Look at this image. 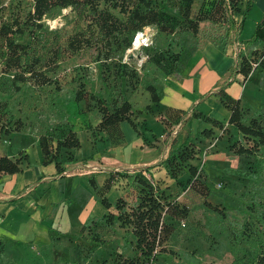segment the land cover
<instances>
[{
    "label": "rangeland",
    "instance_id": "374dc122",
    "mask_svg": "<svg viewBox=\"0 0 264 264\" xmlns=\"http://www.w3.org/2000/svg\"><path fill=\"white\" fill-rule=\"evenodd\" d=\"M155 1L160 2L168 14L181 20V0ZM202 1L204 0H196L194 8L199 7ZM249 10L246 18L244 17L246 26L242 33L240 32L242 37L246 36L247 28L253 27L256 19L260 22L263 17V12L258 14V11H252L248 14ZM112 11L122 17L117 9ZM5 14H15V4ZM46 24L49 30L43 40L44 48L41 50L39 46L36 47L47 58L51 55L52 48L59 46V57L55 65L53 61H49L48 68L53 69H46V74L56 81L60 89L57 90L54 84H23L21 91L16 93L10 82V74L0 75V100L8 104L7 108L0 110V142L5 135L3 130L14 126L16 118L22 120L21 129L24 132L32 133L37 138L42 133L58 136L69 124L66 106L81 85L82 90L97 94L108 106L124 98L131 100L134 110H140L134 115L135 121H139L142 118L141 113L144 116L154 114L152 110L145 109L147 92L144 85L181 72V69L177 70L181 62L173 65L171 54L178 53L186 60L208 41H217L220 46L227 42L226 50L230 42L238 39V30L227 31L225 23L203 20L199 23L195 35L186 30L183 24L175 25L174 32L170 34L158 31L154 25H148L150 31L154 32L148 48L127 51V48L120 50L112 46L111 50H108L100 45L96 34L90 35L86 29V19L71 7L62 8L54 18H47ZM81 30L85 32L83 38H88V43L84 42L80 48L70 46L68 42L71 36ZM249 38H243L242 41ZM21 41L28 42L29 38L23 35ZM229 48L231 49V44ZM255 51L264 52V46L259 49L245 48L244 55L253 56ZM233 58L235 63V57ZM238 59L240 60V57ZM119 60L126 64V76L119 77L115 73L122 64ZM256 69L264 71L261 67ZM259 71L253 74L245 89L242 106L248 109L246 117L258 119L264 128V76ZM80 104L83 117H78L77 122L71 125L81 132L85 152L87 142L84 135L86 132L91 135L98 114L94 108L86 109L83 102ZM204 125L207 124L195 119H184L177 126L164 128L159 138L155 135L151 138L160 142L161 152L165 156L170 151H176L182 141H193L196 144V156L188 162L196 166L201 181L210 188V194L206 198L189 186L186 168L178 172V181L169 177L163 170L158 173L145 168L134 173L119 171L122 173L121 177H131L130 188L127 189L129 204L134 205L138 198L139 185L136 178L144 177L153 182L156 193L160 194L162 200L176 202L188 208L185 217H165L167 222L173 224L174 230L169 238L162 242L161 246L165 251L153 264H231L233 259L239 264H249L248 260L253 255L249 245L244 242L236 248L231 245L229 228L231 223L243 222L251 210L258 211L260 203L264 202V159L232 153L229 145L236 138H241V135L230 125L225 124L224 128L214 127V135L209 139L197 135V131ZM105 134L96 132L95 139L101 138L100 141H103ZM108 138V145L120 143L119 137L114 134ZM13 140L15 142V138ZM150 144L156 145L154 142ZM204 200L217 205L221 214L216 215L204 206ZM51 249L53 253L61 248L54 245ZM69 249L70 255L63 257L60 264H118L119 258L137 254L129 229L120 226L117 221L110 224L99 221L93 230L81 232ZM171 250L174 255L170 254ZM34 264L42 263L34 261Z\"/></svg>",
    "mask_w": 264,
    "mask_h": 264
},
{
    "label": "trees",
    "instance_id": "16d2710c",
    "mask_svg": "<svg viewBox=\"0 0 264 264\" xmlns=\"http://www.w3.org/2000/svg\"><path fill=\"white\" fill-rule=\"evenodd\" d=\"M193 2L194 0H181V20H179L168 14L161 3L155 0H0V75L10 74V82L16 93L21 91L23 84L38 86L54 84L57 90L60 89L56 81L46 74V69H53L48 68L49 61H53L55 65L59 57V46L52 48L51 55L46 58L42 51L37 50L36 45L41 50L44 48L43 40L49 30L46 19L54 18L62 8L71 7L82 18H85L86 29L90 35L96 34L101 46L108 50H111L112 46L123 50L130 47L135 32L148 25H154L158 31L170 34L174 32L175 25L183 24L186 30L195 35L198 32L199 23L208 20L225 23L227 31H235L241 27L243 18L253 0H204L196 9L193 8ZM243 3L244 7L241 8ZM14 4L15 14H5ZM25 5L28 6L23 7ZM112 9H117L122 17L114 13ZM238 13H241V20L236 24L234 16ZM23 35H27L28 42L21 41ZM84 35L85 32L82 30L76 32L71 36L68 44L80 48L84 42L88 43V38H83ZM254 42H264V18L257 24L249 40L243 41L244 44ZM215 43L219 45L217 41ZM226 45L227 42L220 46L221 50L224 51ZM239 57L237 71L243 75L244 79L258 67L264 70V52L255 51L253 56L240 54ZM259 58L257 66L252 67L251 62ZM179 61L181 68L177 70L182 69L186 60L178 53L171 54L173 65ZM120 63L122 64L118 66L115 73L123 77L127 75L124 68L126 64L122 60ZM82 87L81 85L75 90L73 100L83 102L86 109L92 107L96 110L99 119L94 130L90 132L91 136L95 138L96 132H103L106 134L102 140H107L110 135L114 134L119 137L118 140L121 143L123 135L120 124L123 121L128 122L138 134L141 133L134 119V115L140 110L135 111L129 99L124 98L108 106L100 96L82 90ZM144 88L149 94V102L145 105L146 111H149L152 110V105L159 102L160 94L154 82L146 83ZM217 96L221 105L229 110L227 125L233 127L241 135V138H236L231 142L230 151L237 155L264 159V128L259 120L248 119L246 117L248 109L243 108L241 100L231 98L222 88L217 91ZM7 106L6 101L0 100V110ZM183 114L181 110L165 108L158 112L157 117L166 129L178 123ZM205 119L211 123V126L197 131V135L202 138H212L214 127H226L214 118L205 117ZM22 126V120L16 118L14 126L5 128L3 133L8 135L13 131H19ZM38 142L43 162H53L58 172L63 170L65 162L74 160L72 152L81 145L77 132L70 123L58 136L39 134ZM196 151V144L193 141H182L176 151H170L167 154L162 164L167 175L175 181H178V172L186 168L189 186L206 198L210 194V188L201 181L196 166L188 162L195 158ZM27 157V153L22 152H19L15 158L0 155V176L20 171L21 163L27 161ZM121 175L122 173L118 171L112 172L105 181L103 191L109 188L110 181L112 183ZM136 179L139 194L134 205L129 204L120 196L111 202L103 193L100 194V202L106 208L113 205L116 212H107L98 219L108 224L117 221L120 226L129 229L134 239V249L137 254L132 257L119 258L118 264H153L154 260L165 251L161 246L162 242L167 240L174 230L173 224L167 222L165 217L182 218L188 213L186 206L162 200L159 197L160 194L156 193L153 182L144 177ZM203 205L216 215L221 214L217 205L207 200H204ZM96 226L97 220L88 218L81 229L91 231ZM229 238L234 248L241 246L242 242L249 245L253 253L248 260L249 264H264V202L260 203L258 211L251 210L243 222L230 224ZM170 254L174 255V251L171 250ZM231 264L239 263L233 259Z\"/></svg>",
    "mask_w": 264,
    "mask_h": 264
},
{
    "label": "crops",
    "instance_id": "0c3cea01",
    "mask_svg": "<svg viewBox=\"0 0 264 264\" xmlns=\"http://www.w3.org/2000/svg\"><path fill=\"white\" fill-rule=\"evenodd\" d=\"M252 11L263 12V19L264 0H253L248 14ZM234 17L238 24L241 13ZM245 18L237 29L240 41L248 39L259 22L256 19L253 27L247 28L246 36L242 37L240 32L246 26ZM245 45L247 49H259L264 42ZM232 56L229 47L223 51L212 41L198 47L187 57L179 74L167 75L154 82L160 100L151 106L154 114L144 116L141 113L140 122L136 120L140 134L128 122H121L123 138L119 144L108 145L106 140L100 141L86 132L87 148L83 152L81 132L73 125L81 145L73 150L74 160L65 162L61 172L57 171L53 162H43L38 138L34 134L21 129L4 135L0 142V155L15 158L22 152L28 157L21 163L20 171L0 176V264H34V261L60 264L63 257L70 255L69 247L83 232L81 228L88 218H94L99 223L98 218L103 214L116 212L113 205L106 208L100 202V194L103 193L111 202L119 196L128 200L127 189L131 180L128 175L119 176L112 183L110 181L109 188L103 191L105 181L112 172L123 170L134 173L145 168L151 172L163 170L166 173L162 164L166 156L161 152L160 142L151 138L152 135L159 138L164 131L157 117L158 112L165 108L183 111L175 126L184 119H195L207 124L204 127L211 126L205 117L227 124L229 110L219 102L217 91L222 88L228 96L240 99L243 104L245 89L253 74L259 71L253 70L244 79L237 71L238 59L234 63ZM259 73L264 76V71ZM145 98L147 104L148 92ZM66 107L70 124L83 117L80 102L72 99ZM151 142L156 145H151ZM54 245L61 249L52 253Z\"/></svg>",
    "mask_w": 264,
    "mask_h": 264
},
{
    "label": "built area",
    "instance_id": "2783aa9c",
    "mask_svg": "<svg viewBox=\"0 0 264 264\" xmlns=\"http://www.w3.org/2000/svg\"><path fill=\"white\" fill-rule=\"evenodd\" d=\"M148 27L149 26H145L141 30H138L135 32V34L133 35L131 45H130V47L127 48V51L129 49H138L139 50L142 48H147L149 45H151L154 32L150 31V29ZM230 44H231V49L229 48V50H231V53H232L233 57H235V59H238L240 54L245 53L244 52L245 51V44L242 41H240L239 39L233 40L232 42L229 43V45ZM229 45H228V47H229ZM259 60H260V58L257 61H252L251 62L252 67H256ZM146 264H148V263H146Z\"/></svg>",
    "mask_w": 264,
    "mask_h": 264
}]
</instances>
